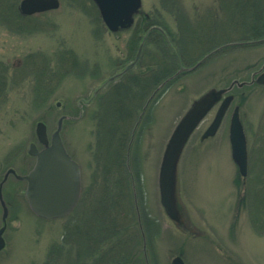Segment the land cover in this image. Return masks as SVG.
I'll list each match as a JSON object with an SVG mask.
<instances>
[{
    "label": "rangeland",
    "instance_id": "rangeland-1",
    "mask_svg": "<svg viewBox=\"0 0 264 264\" xmlns=\"http://www.w3.org/2000/svg\"><path fill=\"white\" fill-rule=\"evenodd\" d=\"M14 1L20 14V0ZM58 1L55 9L20 14L32 19L18 22L14 17L7 21L0 18V69L6 75L0 93V180L8 168L23 175L33 166L34 157L27 153V147L30 142L41 147L34 132L36 122H44L50 135L64 115L60 137L80 167L78 209L99 201L107 191L102 174L112 170L108 179L118 187L121 210L128 213L121 222L124 238L139 240L140 224L144 236L140 248L147 264H171L177 255L184 264H264V88L246 87L241 100V89L234 87L236 97L216 134L200 139L214 107L183 150L178 199L185 228H177L165 215L157 187L163 148L189 104L208 88L226 87L233 79L248 80L264 62V41L247 43L259 38L257 23L264 19V0H141L132 25L115 32L105 26L92 0ZM143 14L150 19L159 16L165 22L176 40L167 38L178 62L173 74L149 94L144 84L141 96L139 92L135 98L130 96L135 101H131V108L133 103L137 108L132 111L135 119L131 131L127 129L128 142L121 155L128 173L122 169L126 175L118 183L119 170L113 166L122 161L113 153L116 144L112 138L115 141L117 134L109 121L112 107L103 97L108 95L106 86L116 84L125 73L111 82L105 83L106 79L134 59L140 43L141 52L131 70L142 72L155 62L156 68L162 61L172 63L162 46L148 42L154 26L145 30L134 50L128 47L131 29ZM232 42L237 44L222 47L196 68L188 69L208 52ZM47 64L58 67L47 74V87L36 91V75ZM234 105L239 106L247 144L244 181L232 161L228 141ZM24 189L25 181L12 174L2 186L8 214L0 264H41L50 245L63 235L67 219L36 216L27 205ZM1 214L0 206V225ZM132 218L139 221L134 230L126 224Z\"/></svg>",
    "mask_w": 264,
    "mask_h": 264
},
{
    "label": "water",
    "instance_id": "water-1",
    "mask_svg": "<svg viewBox=\"0 0 264 264\" xmlns=\"http://www.w3.org/2000/svg\"><path fill=\"white\" fill-rule=\"evenodd\" d=\"M92 1L98 9L103 23L112 32L129 28L133 23L134 15L139 12L141 7V0ZM58 6V0H20L18 10L22 15H31L55 9ZM151 28L161 31L156 26ZM231 44L237 43L232 42L213 49L188 69L196 68L207 57L222 47ZM141 48L142 43L139 44L134 59L124 66L121 71L108 77L105 83L120 77L132 69L139 58ZM181 70H186V68H181ZM255 81L256 83H264V71ZM234 83L237 85L242 84V82L234 80L227 87L208 88L195 98L177 120L165 143L158 167L157 187L159 203L165 215L175 225H179L182 222L178 199V166L183 150L193 132L208 113L217 106L211 122L202 134V138L215 134L232 101V94H224L231 89ZM100 89L101 87L97 88L93 95ZM152 96L153 94L147 99L145 106ZM238 110V106H235L232 110L229 120L228 138L231 157L237 166L239 174L245 176L247 167L246 139ZM64 118V115L58 118L56 128L49 136L45 123L37 121L34 132L36 140L41 147L38 149L33 142L29 143L27 147V153L34 157L33 166L23 175L16 174L12 168H8L0 180V206L2 209L0 251L5 245L3 233L6 228L8 214L7 206L2 197V186L9 174H12L18 180L25 181L24 197L30 210L38 217L44 219L64 217L74 208L79 199L81 188L80 167L68 154L60 137ZM171 264H184V262L177 255L172 258Z\"/></svg>",
    "mask_w": 264,
    "mask_h": 264
},
{
    "label": "trees",
    "instance_id": "trees-1",
    "mask_svg": "<svg viewBox=\"0 0 264 264\" xmlns=\"http://www.w3.org/2000/svg\"><path fill=\"white\" fill-rule=\"evenodd\" d=\"M16 4L14 0H0V18L3 17L7 21L8 17H14L18 22L20 19H32V16H21L16 9ZM136 22L137 26L134 24V27L131 29V36L127 42L130 50L132 51L136 48L141 35L148 27L158 26L161 31H150L148 42L151 41L162 46L164 52H166L164 56L167 55L166 58L169 57L172 63L171 65H167L166 61H162L156 68L154 67L156 65L155 62L147 66L146 69H143L142 72H136L135 69L129 70L120 77L121 81L119 80L113 86L112 83L106 86L108 88L107 96L103 97L102 94L100 95L107 102V105L112 107V115L109 121L112 123V129L116 131L115 135L117 134L116 140L114 141L113 137L112 141L116 144L113 148V153L119 158L118 160L121 159V155H123L126 143L128 142L127 129L129 128L130 130L135 119L132 111L137 107L133 103L131 108V101H135L130 99V96L135 98L137 96L136 92L140 93L144 84L143 89L145 88V91L149 89L147 90L149 94L156 84L173 74L175 64L178 62V58H174L175 52L168 46L167 38L172 42H176V40L159 16L150 19L147 15L143 14ZM151 38L153 39L151 40ZM179 59L182 62L181 56ZM56 67L58 66L54 64L50 68V65L47 64L45 68L43 67L44 71L40 70L38 75H36L39 78H35L38 80V83L35 85L36 91L39 88L40 90H44L47 87L50 81V75L47 76V74ZM5 76L4 69L3 71L0 69V93L4 91L6 85ZM109 146L112 155L113 146L112 144ZM109 159L112 161L111 156ZM121 161V163L114 164L113 166L116 168H114L115 171L119 170V176L116 179L118 183L121 179L120 177L126 175L121 170L123 169L127 172L125 159H121ZM111 173L114 172L106 169L102 174L104 175L102 179L103 183L105 180L107 191L104 190V194L96 204L94 202L91 204L87 203L86 206L82 205L78 209L81 202V199H79L75 208L67 216L63 217L67 221L61 240L55 241L50 245L41 264H147L143 250L140 248V245L142 246V236L140 232L138 233L139 230L136 228L137 239L139 238L140 243L139 240H135V237L129 236L124 238L126 231L121 226V222L127 218L128 213L121 210L123 204L120 195H118L119 193L116 192L118 187L113 182V179H108V177L112 178ZM120 189L121 187L119 188V192ZM130 206L131 215H133L135 212L134 203L132 202ZM126 221V224L129 225L127 228L134 230L137 225L134 218ZM129 241H131L130 244ZM127 247H129V250L126 253L125 249Z\"/></svg>",
    "mask_w": 264,
    "mask_h": 264
},
{
    "label": "flooded vegetation",
    "instance_id": "flooded-vegetation-1",
    "mask_svg": "<svg viewBox=\"0 0 264 264\" xmlns=\"http://www.w3.org/2000/svg\"><path fill=\"white\" fill-rule=\"evenodd\" d=\"M258 29H257V34L259 35V38L256 39L257 41L256 42H261V41H264V19L262 20V22H260L258 20ZM256 34V35H257ZM264 71V62H262L258 68H256L255 70H253L249 76V79L248 80H242V81H238V82H242L241 85H237L236 83H234L231 87V89L226 92L225 95L227 94H232V101L231 103L233 102L234 98L236 97V95L234 94L233 89L234 87L236 88H240L241 90L238 92V97H240V99L242 100L244 97H245V88L246 87H250L252 85L254 86H259V87H262L264 88V83H256L255 79ZM235 79H233L232 81L229 82V84L227 86H229ZM244 90V91H243ZM235 106V105H234ZM238 106V105H237ZM239 108V106H238ZM247 165H248V152H247ZM248 168V166H247ZM248 170V169H247ZM238 173V172H237ZM239 174V173H238ZM247 176V173L245 176H241L242 180L244 181L245 180V177ZM177 228H185V221L182 219V222L176 226Z\"/></svg>",
    "mask_w": 264,
    "mask_h": 264
}]
</instances>
